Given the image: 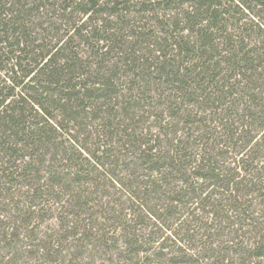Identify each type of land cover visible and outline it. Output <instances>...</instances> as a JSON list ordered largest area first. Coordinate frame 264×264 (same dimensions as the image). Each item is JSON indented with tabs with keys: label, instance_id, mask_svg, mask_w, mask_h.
I'll list each match as a JSON object with an SVG mask.
<instances>
[{
	"label": "trees",
	"instance_id": "16d2710c",
	"mask_svg": "<svg viewBox=\"0 0 264 264\" xmlns=\"http://www.w3.org/2000/svg\"><path fill=\"white\" fill-rule=\"evenodd\" d=\"M262 181L264 0H0V264H65L69 238L110 264H262ZM117 184L133 204L98 234L92 194ZM48 197L72 207L50 233ZM189 204L231 242L190 236ZM142 213L160 225L148 238ZM247 219L251 245L234 235Z\"/></svg>",
	"mask_w": 264,
	"mask_h": 264
},
{
	"label": "rangeland",
	"instance_id": "374dc122",
	"mask_svg": "<svg viewBox=\"0 0 264 264\" xmlns=\"http://www.w3.org/2000/svg\"><path fill=\"white\" fill-rule=\"evenodd\" d=\"M151 122V124H150ZM157 122H155L154 118H149V122L147 123L148 126L151 125V134H155L157 131V127H156ZM213 124V123H211ZM214 127V126H212ZM194 128V127H193ZM195 134H198V132H195ZM65 139V138H64ZM63 139V140H64ZM65 144H68L67 142ZM125 151H122V155H124ZM121 155V158H122ZM126 158V157H125ZM117 175H119V177L121 178H125L124 180H127L126 182L128 183V180L130 181L131 177L130 175H127L124 173V171H117ZM107 181H110L109 178H106ZM264 183V181H262ZM93 189V186H88L85 185L83 187H80V191L81 193H89ZM116 191L117 194L115 196H111L110 198H106L105 196L102 198L103 200L107 201L105 202V204H103V202H99L101 199V193L98 192L97 193H93L92 197L96 198L97 201V205L94 207V209H90L89 214H87V216L89 217L90 214L93 215V218H98V234L101 233L104 229H106L107 231H109V236H111L113 233L116 234L117 231L120 228L121 222H124V218L123 216H125V212L127 213L130 205H132L133 203L131 202V199L129 198L128 194L125 192V190L123 191L121 189L120 184H117L116 187ZM263 194H264V190H263ZM249 197H251V199H253V203L252 201L250 202L251 204H253L249 210V213L251 214V218L255 217L257 218L258 223H261V225H264V198L259 196V194H252ZM54 198V199H53ZM119 199L121 201H119ZM66 200V199H65ZM113 201V202H111ZM49 202V204H48ZM122 204H121V203ZM42 204H45V207L50 210L49 211V215L46 216L47 214H45L44 216H41L44 211H42L40 218H38L37 221H35L36 226H38L39 230L42 232H45L46 230L49 231V233L51 232V230H53L54 228L56 230L59 231V228H61V224H64L66 222V217L70 216L68 215V213L70 212L69 210L72 209L68 208L66 211L65 208L63 211H60V209L58 208L60 205L58 203H55V197H48V198H44V200L42 201ZM59 205V206H58ZM116 208V212L112 213V210H110V212H108V208L113 207ZM196 204L192 205L189 204L187 205V207H182L179 209L180 212H182L183 214V218L185 220H188V222H190V224L192 225L193 223H195V225L193 227V230L190 231V236H192V234L194 235L193 231L195 230V232L197 233L196 239L200 240L201 236L203 233H205L206 235L203 236V241H206V243L209 242H215L216 244L219 243V241L222 240H227L228 243L231 242V238L233 235H229L228 237V231L231 230V227H229L228 225H230L229 222L225 221L222 222L221 225L223 226H227V228H225V232L223 233V230H219V231H215L214 228L212 229V231L209 233V231L206 230V223H208V225H211V222H213L214 220L212 219L211 215L209 216V214H207L205 211L206 210H210V207H206L205 210L203 209H197L196 208ZM58 208V209H57ZM178 211V213H179ZM106 212V213H105ZM121 213L123 214V216H119L118 214ZM53 214V215H52ZM109 214V216H111L112 218L107 219V221H105V215ZM145 214V213H144ZM142 213V217L138 218L136 217L135 220H133L132 224L136 223V230L137 233L140 235H143L144 238H148V234L150 233V231H157L158 228H160V225L158 224H154L155 223V219H150L149 216L147 217V215H144ZM231 213H229L230 215ZM146 216V217H145ZM59 217H62L63 220H60ZM70 218V217H68ZM84 218V216H83ZM127 218L130 219V215H127ZM235 220H238L237 218H235ZM249 219L245 220L243 223L244 228H242L240 231L235 232L234 235L238 236L239 239H241L244 244H249L251 245L255 240L258 239V235L256 234L255 231H253L251 229V226H247L246 223H248ZM120 222V225H119ZM172 221L169 220L168 224H171ZM197 225V226H196ZM117 226L118 230L114 231L113 229ZM135 226V224L133 225ZM237 226L239 225H234L232 226V228L234 227L235 230L238 228ZM201 227V228H200ZM229 227V228H228ZM200 228V229H199ZM163 230H165L164 228H162ZM82 230V229H81ZM101 230V231H100ZM83 231V230H82ZM64 234L67 233L66 231L63 232ZM113 234V235H114ZM180 237H184L185 238V234H183L182 231H180ZM221 239L219 238V235ZM119 235V234H118ZM117 236V235H116ZM195 241L193 243V245H200L201 241ZM73 240L71 238L67 239L64 241L63 243V253H68L70 251L71 256H69L68 260L65 261V264H110L111 261L109 254H106L103 251H99L100 248H98V245L93 243L88 244L87 246H85L84 248H80L79 245L82 244V242L79 243H72ZM169 242V241H168ZM122 242L119 243V245H121ZM76 244H78L77 246H75ZM170 244V242L168 243ZM185 245H189L188 242L184 243ZM83 246L85 245V243L82 244ZM188 247V246H186ZM200 247V246H199ZM201 248V247H200ZM200 251L197 250V252ZM77 253L78 256H76L75 254ZM260 261L262 262V264H264V257L260 258ZM206 262V261H205ZM36 264H48L45 260H39L38 262H36ZM53 264H56L53 262ZM60 264V263H59Z\"/></svg>",
	"mask_w": 264,
	"mask_h": 264
}]
</instances>
